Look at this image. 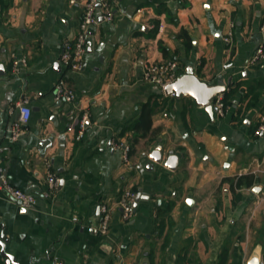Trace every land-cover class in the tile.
I'll return each mask as SVG.
<instances>
[{
	"label": "crops",
	"instance_id": "obj_1",
	"mask_svg": "<svg viewBox=\"0 0 264 264\" xmlns=\"http://www.w3.org/2000/svg\"><path fill=\"white\" fill-rule=\"evenodd\" d=\"M113 14L92 28L83 69L72 71L61 57L81 4L0 0V170L37 199L24 209L0 190L6 252L18 264L264 263V137L254 134L264 62L250 64L264 44V0H117ZM170 62L177 78L192 68L224 89L223 116L144 81L148 65ZM60 81L74 102L56 100ZM22 100L31 117L12 141ZM145 105L152 128L135 142ZM159 146L161 163L151 159ZM50 172L63 182L55 190ZM249 174L254 185L234 189ZM128 189L143 200L124 220L115 206ZM103 205L115 207L109 232L95 236Z\"/></svg>",
	"mask_w": 264,
	"mask_h": 264
},
{
	"label": "built area",
	"instance_id": "obj_2",
	"mask_svg": "<svg viewBox=\"0 0 264 264\" xmlns=\"http://www.w3.org/2000/svg\"><path fill=\"white\" fill-rule=\"evenodd\" d=\"M117 0H70L72 5L81 4L83 7V15L79 24L78 32L72 40H67L64 43V50L61 57L62 65L72 71H80L83 69L84 57L86 56L90 38V31L92 28L101 24L102 22L111 23L114 20L113 7ZM100 5V7H98ZM162 28V26H161ZM231 34L225 39L226 43H230ZM24 63V61H22ZM264 62V44L260 45L250 60L251 65ZM20 62L14 63V73L19 70ZM177 65L173 62L167 64H150L146 67L144 72V81L155 84L162 90L177 80L176 76ZM55 98L58 101H65L72 103L75 101V93L72 89L68 88L63 81L58 82L55 87ZM217 114L223 116L225 113L226 105L224 98L221 95L217 96L215 102ZM19 118L18 122L12 127L10 132V139L15 141L19 139L23 133V126L26 125L31 117V108L29 107L28 100H22L18 104ZM88 116L85 115L78 122L80 132L77 137L78 140L84 134ZM257 137H264V114L260 116L259 123L254 132ZM128 148L125 147L124 159L128 160ZM61 178L56 174L51 173L48 175V184L51 190H55L61 184ZM0 190L8 197L17 202L24 209H32L37 204V199L34 195L17 189L10 184L4 183L0 186ZM136 192L128 189L125 190L122 196L116 203V208H120L124 220H130L134 215ZM115 207L108 205L101 206V220L98 225L92 228L95 236H106L109 232V225ZM260 264H264L261 260Z\"/></svg>",
	"mask_w": 264,
	"mask_h": 264
},
{
	"label": "water",
	"instance_id": "obj_3",
	"mask_svg": "<svg viewBox=\"0 0 264 264\" xmlns=\"http://www.w3.org/2000/svg\"><path fill=\"white\" fill-rule=\"evenodd\" d=\"M98 7H100V5ZM100 21H103L102 18L100 19ZM164 91L167 95H176L177 97H191L200 105L204 106L206 108V111L212 115L214 113H217V109L213 107L212 100L213 98L223 93L224 89L208 86L207 84L199 80L192 68H189L182 77L177 78V80L167 86ZM161 150L162 148L160 146L157 147L156 151L151 156V159L153 161L157 163L162 162ZM176 164L177 159L174 157H170L164 165L166 168L174 170L176 168ZM7 168L5 170H0V186L4 184L5 179L7 178ZM62 184L63 182H61V185ZM140 200H143L141 195H139L136 200L135 209L137 208L138 202ZM0 247V256L6 260V264H18L16 263L15 258L6 252V241H4V236L0 238ZM260 262L261 258H257L253 262H251V264H260Z\"/></svg>",
	"mask_w": 264,
	"mask_h": 264
},
{
	"label": "trees",
	"instance_id": "obj_4",
	"mask_svg": "<svg viewBox=\"0 0 264 264\" xmlns=\"http://www.w3.org/2000/svg\"><path fill=\"white\" fill-rule=\"evenodd\" d=\"M152 128V110L148 105L142 108L139 120L134 124L132 131L136 133L135 142L148 135ZM254 185V176L242 175L235 180L234 189L241 187H252Z\"/></svg>",
	"mask_w": 264,
	"mask_h": 264
}]
</instances>
